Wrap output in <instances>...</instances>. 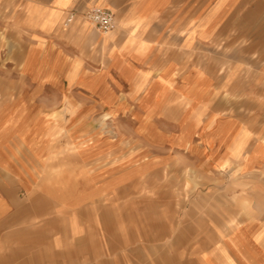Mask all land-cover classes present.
<instances>
[{
  "label": "rangeland",
  "instance_id": "374dc122",
  "mask_svg": "<svg viewBox=\"0 0 264 264\" xmlns=\"http://www.w3.org/2000/svg\"><path fill=\"white\" fill-rule=\"evenodd\" d=\"M14 8L8 3L0 16V122L42 140L55 164L65 153L76 168L75 153L95 148L99 168L117 169L119 189L109 197L119 211L133 207L153 229L178 232L180 263L196 253L199 264L204 256L264 264V0H245L243 32L237 21L211 41L178 43V87L167 74L141 77L137 91L147 86L135 95L117 82L105 88L110 70L101 71L107 59L96 34L80 44L55 35L37 48L9 15ZM148 68L153 77L160 66ZM115 69L124 81L135 74ZM190 73L211 86L186 79ZM173 90L179 98L171 99ZM164 106L170 109L160 113Z\"/></svg>",
  "mask_w": 264,
  "mask_h": 264
},
{
  "label": "crops",
  "instance_id": "0c3cea01",
  "mask_svg": "<svg viewBox=\"0 0 264 264\" xmlns=\"http://www.w3.org/2000/svg\"><path fill=\"white\" fill-rule=\"evenodd\" d=\"M244 2L0 0V16L8 15V3L14 4L9 15L32 34L37 48L55 35L80 44L96 34V46L107 59L101 71L110 70L105 88L108 82H117L130 86L135 95L147 86L137 91L141 77L153 81L168 79L167 74L178 87V43L211 41L219 33L232 31L229 27L237 21L240 26L235 31L243 32L240 17ZM93 7L115 13L117 29L111 36L87 28L80 18L66 26L70 13L80 14ZM47 17L48 27L42 29ZM150 64L160 66L153 77ZM122 66L135 69L129 81L115 69ZM188 76L211 86V80L203 75L190 73L185 78ZM173 92L171 99L179 98ZM169 109L164 106L160 113ZM183 114L184 108L178 103V128ZM9 123L0 122V264H182L178 260V232L168 234L166 227L153 229L149 216L132 215L133 207L119 211L121 206L109 197L119 189L117 169L104 172L99 168L102 155L95 148L75 153L76 168L66 163L71 155L66 157L65 153L58 154L60 163L55 164V153L48 151L42 140L24 136L20 124ZM217 253L221 256L223 250L217 247ZM190 256L185 264H199L198 254ZM214 262L209 256L201 259V264ZM220 263L225 264L222 259Z\"/></svg>",
  "mask_w": 264,
  "mask_h": 264
},
{
  "label": "built area",
  "instance_id": "2783aa9c",
  "mask_svg": "<svg viewBox=\"0 0 264 264\" xmlns=\"http://www.w3.org/2000/svg\"><path fill=\"white\" fill-rule=\"evenodd\" d=\"M88 21L101 34H109L117 29V21L115 13L107 8L93 7L83 13H70L66 22V26L73 24L76 19Z\"/></svg>",
  "mask_w": 264,
  "mask_h": 264
},
{
  "label": "bare ground",
  "instance_id": "6f19581e",
  "mask_svg": "<svg viewBox=\"0 0 264 264\" xmlns=\"http://www.w3.org/2000/svg\"><path fill=\"white\" fill-rule=\"evenodd\" d=\"M82 22H81V24L83 25V23H85L86 25L85 26H87V28H93L94 27V25L93 24H91L90 22H88V21H84V20H82V19H80ZM73 23H75V21L73 22ZM95 28V27H94ZM114 32H112V33H109V34H102L103 36H111L112 34H113ZM109 37H106V40L108 39Z\"/></svg>",
  "mask_w": 264,
  "mask_h": 264
}]
</instances>
